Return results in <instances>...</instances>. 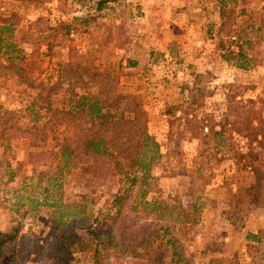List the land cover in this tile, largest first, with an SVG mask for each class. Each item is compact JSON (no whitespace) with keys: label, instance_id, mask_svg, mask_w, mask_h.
I'll use <instances>...</instances> for the list:
<instances>
[{"label":"rangeland","instance_id":"1","mask_svg":"<svg viewBox=\"0 0 264 264\" xmlns=\"http://www.w3.org/2000/svg\"><path fill=\"white\" fill-rule=\"evenodd\" d=\"M97 1L0 0V17L13 21L22 63L36 81L53 82L64 62L81 60L96 69L118 73L122 89L142 100L150 133L162 151V159L153 169L157 179L147 197L174 202L163 212L167 218L150 215L147 221L171 226L199 264L264 262V243L250 236L264 232V207H252L239 195L252 181L249 169L238 165L248 151V140L234 133L236 145L225 149L226 158H222L224 152L211 157L203 154L199 141L187 133L176 132L170 139L166 114L168 104L182 98L183 83L196 87L193 82L197 80L206 95L205 110L216 123L238 121L249 105L264 115V16L258 17L256 24L250 14L236 18V26L242 23L245 36L257 41L260 51L258 64L244 70L219 47L222 23L232 10H240L235 0H109L112 8L101 12L96 10ZM263 7L264 0H252L247 11ZM76 16L96 20L87 30L81 25L65 35L64 26ZM229 48L237 51L235 46ZM37 93L11 71L0 69V106L14 111L23 126L31 124L29 105ZM63 97H55L57 107L63 105ZM51 144L32 145L28 138H19L11 151L0 148L4 162L0 165V231L19 227L17 239L6 245L0 264H53L51 253L58 236L72 229H88L98 213L107 210L121 186L117 178L89 172L81 180L71 178L64 186L66 201L92 200L85 203V215L71 220L70 227L61 224L54 231L57 221L49 207L29 210L17 204L19 197L14 192L20 194L26 175L53 172L48 165L29 160L31 151ZM10 171L16 172L12 181L8 180ZM194 195L211 200L195 212ZM28 201L21 202L28 205ZM80 257L72 264H95L91 254ZM104 264L138 263L123 256L107 258Z\"/></svg>","mask_w":264,"mask_h":264},{"label":"trees","instance_id":"2","mask_svg":"<svg viewBox=\"0 0 264 264\" xmlns=\"http://www.w3.org/2000/svg\"><path fill=\"white\" fill-rule=\"evenodd\" d=\"M251 1L235 0L240 10H232L227 15L219 34L220 49L244 70L258 64L260 51L257 41L245 36L246 28L242 23L236 26V18L250 14L256 24L258 17L264 16V7L247 11ZM108 2L98 0L96 10L101 12L110 8ZM94 20L95 17L76 16L73 23L64 26V34L79 30L81 25L87 30ZM228 46H235L237 51ZM21 51L15 39L13 21L0 17V69L11 71L28 87L38 91L29 105L32 114L29 125H21L14 111L0 106V148L11 151L19 138H28L32 145L52 141L50 148L31 151L29 160L48 165L53 172L50 175H26L20 194L14 191L19 197L17 204L27 206L29 210L49 207L57 221L53 229L56 231L61 224L70 227L71 220L85 215V203L92 200L82 197L81 203L66 201L64 186L71 178L81 180L89 172L94 176L117 178L121 184L112 195L107 210L99 212L88 229H72L58 236L51 253L53 264L79 262L80 254H91L95 264L123 256L136 259L138 264H199L171 226L146 220L150 215L167 218L163 212L174 202L170 198L147 197L152 182L157 179L153 169L161 161L162 151L150 133L149 115L139 96L122 89L118 73L96 69L81 60L64 62L53 82L36 81L28 75ZM193 83L196 87L183 83L179 95L182 98L166 108L170 117V139L176 132L187 133L199 141L203 154L216 158L224 152L222 158H226L228 147L236 145L232 134L246 138L248 151L238 165L249 169L248 177L252 181L240 189L239 195L252 207H264V115L249 105L238 115V121L216 123L205 110L202 82L195 80ZM60 95L65 97L63 105L57 107L55 97ZM3 164L0 160V165ZM9 175L8 180L12 181L16 172L10 171ZM24 199L29 200L28 205L21 202ZM210 200L203 195H194V211L204 209ZM18 233L17 226L0 231V258L6 245L17 239ZM263 233L259 231L250 236L263 244Z\"/></svg>","mask_w":264,"mask_h":264}]
</instances>
